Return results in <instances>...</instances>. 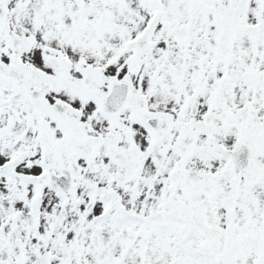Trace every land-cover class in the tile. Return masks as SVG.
Returning <instances> with one entry per match:
<instances>
[{"label":"snow or ice","instance_id":"obj_1","mask_svg":"<svg viewBox=\"0 0 264 264\" xmlns=\"http://www.w3.org/2000/svg\"><path fill=\"white\" fill-rule=\"evenodd\" d=\"M0 264H264V0H0Z\"/></svg>","mask_w":264,"mask_h":264}]
</instances>
